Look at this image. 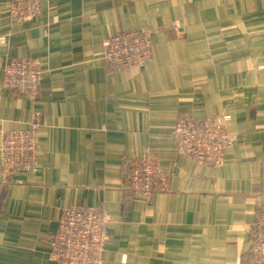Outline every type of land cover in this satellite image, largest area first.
<instances>
[{
  "label": "crops",
  "instance_id": "1",
  "mask_svg": "<svg viewBox=\"0 0 264 264\" xmlns=\"http://www.w3.org/2000/svg\"><path fill=\"white\" fill-rule=\"evenodd\" d=\"M0 0V136L39 123L29 169L0 165V264H55L51 241L73 206L107 218L102 264H253L264 213V0H39L12 17ZM151 32V58L119 71L102 42ZM34 59L35 99L3 82L7 64ZM227 116L223 162L180 155L174 127ZM155 156L165 191L142 199L123 179ZM1 158V152H0Z\"/></svg>",
  "mask_w": 264,
  "mask_h": 264
},
{
  "label": "built area",
  "instance_id": "2",
  "mask_svg": "<svg viewBox=\"0 0 264 264\" xmlns=\"http://www.w3.org/2000/svg\"><path fill=\"white\" fill-rule=\"evenodd\" d=\"M39 0H12L11 15L30 20L39 11ZM151 32L132 29L104 39L107 63L116 70H129L145 65L151 58ZM3 42V40H0ZM4 85L19 97L38 96L40 72L34 59L19 58L6 65ZM229 117L214 121H185L180 118L174 127L177 152L202 165L218 166L223 162L232 139L226 134ZM39 123L33 121L24 130L8 131L0 136V165L6 170L29 169L36 156ZM124 183L136 196L148 199L165 191L166 176L151 154L130 162L123 174ZM106 216L99 208L85 205L67 209L60 218L51 241L49 258L55 264H102ZM253 264H264V213L254 223L250 248Z\"/></svg>",
  "mask_w": 264,
  "mask_h": 264
},
{
  "label": "rangeland",
  "instance_id": "3",
  "mask_svg": "<svg viewBox=\"0 0 264 264\" xmlns=\"http://www.w3.org/2000/svg\"><path fill=\"white\" fill-rule=\"evenodd\" d=\"M11 9V8H10ZM18 19V18H17ZM136 29V28H135ZM137 29H143V28H137ZM103 42H104V40H103ZM103 42H102V46H103ZM103 49H104V46H103ZM104 59H105V55H104ZM105 61H106V59H105ZM107 62V61H106ZM109 64V63H108ZM110 65V64H109ZM144 65H141V66H139L138 68H141V67H143ZM119 71H125V70H119ZM35 99V98H34ZM220 118H222V116H219V119ZM216 118H212V119H197V120H186V119H183V120H185V121H196V122H199V121H214ZM229 120V119H228ZM227 120V121H228Z\"/></svg>",
  "mask_w": 264,
  "mask_h": 264
}]
</instances>
